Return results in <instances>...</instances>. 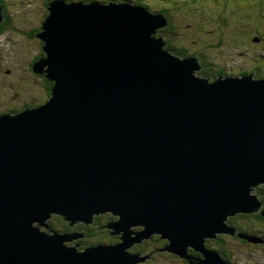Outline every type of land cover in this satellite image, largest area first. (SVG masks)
Here are the masks:
<instances>
[{
	"label": "water",
	"instance_id": "1",
	"mask_svg": "<svg viewBox=\"0 0 264 264\" xmlns=\"http://www.w3.org/2000/svg\"><path fill=\"white\" fill-rule=\"evenodd\" d=\"M46 9L33 70L53 83L51 96L0 117V264H136L153 252L127 249L152 234L168 241L156 251L226 264L206 238L234 236L230 216L264 218L253 195L264 185V77L197 75L199 59L166 52L155 34L166 19L142 7ZM3 12L0 2V23ZM105 212L119 218V244L80 251L67 243L82 234L49 224Z\"/></svg>",
	"mask_w": 264,
	"mask_h": 264
},
{
	"label": "rangeland",
	"instance_id": "2",
	"mask_svg": "<svg viewBox=\"0 0 264 264\" xmlns=\"http://www.w3.org/2000/svg\"><path fill=\"white\" fill-rule=\"evenodd\" d=\"M50 1L53 2V0H0L5 11V18L0 23V31L2 30L0 33L1 107L5 105L3 103L10 104L12 97L18 95L16 87L24 88L21 81L25 80L27 69L29 66L32 67L37 58L44 54L35 32L38 33L45 22L48 14L46 8ZM86 1L88 3L91 1L104 3L131 1L143 6L149 2V8H142L146 10L148 8L151 12H155V15L162 16L163 14L156 11L164 12L168 7L173 9L174 11H167L168 16H163L168 25L156 30L155 34L163 38L167 44L164 46V50L174 57L180 60L198 58L200 69L197 70V75L205 73L207 74L205 77L211 78L209 69H213L214 72L222 69L227 76L238 74V77H243L239 74L243 71L249 73L250 70H253L255 63L258 71H264L262 65L264 63V49H261L264 44L260 43L264 40V0H200L198 4L205 5L201 8L189 6V3H192L191 0H180L182 1L180 4L184 7L178 10H176L177 3H173L177 0ZM170 3L173 6H170ZM206 11L212 12L205 15ZM205 24L208 25L205 26ZM257 27L263 30L261 36L259 35L260 32L255 29ZM170 29H173L175 35L170 34ZM257 36L261 39L258 43L254 41ZM172 44L176 50L171 48ZM204 61L207 62L208 66ZM34 83L31 79L27 85L33 89ZM235 216H230L229 219ZM234 219L236 220L234 222L237 223L241 218L235 217ZM99 221H103V219H99ZM58 222L59 219L55 215L49 220L54 231L61 230V224ZM133 230L139 233L143 227L136 226L133 227ZM238 233L239 231L234 233V236L222 235L223 239L219 234L215 239L206 238V246L208 249L218 250L220 260L225 261L226 264H264V244L254 243L251 240L253 236L250 237L251 239L249 238L250 243H245L240 240L242 236L240 237ZM240 235L243 234L240 233ZM117 237L120 235L111 236L107 240L114 241ZM131 238L134 237L131 236ZM148 239L142 243H135L134 246L127 249L131 254H139L138 258L146 257L153 252L149 255V259L136 264H189L186 259L171 252L156 251L164 249L167 242L160 241V244L154 245L150 241L148 242ZM88 246V241H83V244L80 245L83 251L89 249ZM187 252L186 255L199 259V253L194 252L191 247ZM227 252L229 258L226 257Z\"/></svg>",
	"mask_w": 264,
	"mask_h": 264
},
{
	"label": "trees",
	"instance_id": "3",
	"mask_svg": "<svg viewBox=\"0 0 264 264\" xmlns=\"http://www.w3.org/2000/svg\"><path fill=\"white\" fill-rule=\"evenodd\" d=\"M166 10L167 11H174L170 7H168ZM8 21L11 22V20H9V19H8ZM259 28L260 27H257L255 29L260 32L259 35L261 36L263 34V30H261ZM1 32H2V30L0 31V33ZM160 34H162V31H160ZM170 34L175 35L174 32H173V29H170ZM241 42L243 43V40ZM260 43L261 44L262 43L264 44V40L262 42H260ZM220 46H222V45H220ZM171 48L174 49V50H176V48H175V46L173 44L171 45ZM261 49H264V46H262ZM183 51H186V50H183ZM43 57H44V54H42L41 56H39L37 58L36 62L39 61ZM204 62L206 64V66H208L207 62L206 61H204ZM209 72H210V75H212V77L211 78L206 77V78L210 79L211 81L214 80L215 78L219 77L220 76L219 73H222V74L225 73V71L222 70V69L221 70H218L217 72H214L213 69H211V70L209 69ZM246 74H248V72L243 71V73H240L239 76H246ZM200 75L201 76L204 75L203 77L207 76V74H205V73H201ZM236 75H238V74H236ZM261 75L262 74H259L257 77H260ZM33 78L36 79L38 77L35 75V76H33ZM52 86H53V83L50 82L49 80H42L41 81V84H40V87H39V88H41V92L39 93L38 91L37 92L34 91L35 94L33 96L34 97H39L42 100H46L48 98V96L51 95ZM24 99H27V101L30 100L29 97H25ZM24 99L21 100L20 102H11L10 104L5 105V107H9V110L12 113H14V112H16L18 110L17 107H18L19 103H26V101H24ZM0 109H1V106H0ZM3 111H4V108L2 106V112ZM255 193H256V195L259 196V198L261 199V201L264 202V186L257 187ZM235 217H240L241 218L240 221H238L237 223H235L234 222V221H236L234 219ZM235 217H231L229 220H227V222L231 226L237 227L239 233H242V234H245V235H248V236H250V235L251 236L252 235L255 236L257 234H263V236H264V219H263L262 215H260L259 213H257V214H240V215H237ZM99 219H103V221H99ZM113 220L114 219H113L112 215L106 214V215L97 217L96 221L92 225L85 226V225H82L81 224L79 227H77V230L83 231L85 233L86 238H88L89 240H96V239L98 240V239L103 238V237H105V236L108 235V227L107 226ZM220 237L223 239V236L222 235ZM160 238H161L160 235H152L148 239V241L153 242L154 245L160 244V241H162L164 243L167 242V244H168V241H166L164 239H160ZM240 240H242V239H240ZM243 240L246 243H250V242H247L245 239H243ZM226 257L229 258L228 253H227Z\"/></svg>",
	"mask_w": 264,
	"mask_h": 264
},
{
	"label": "flooded vegetation",
	"instance_id": "4",
	"mask_svg": "<svg viewBox=\"0 0 264 264\" xmlns=\"http://www.w3.org/2000/svg\"><path fill=\"white\" fill-rule=\"evenodd\" d=\"M255 72H258V70L257 71H255ZM32 71H31V75H32ZM37 76V75H36ZM37 77H40V76H37ZM43 80H45L44 78H43ZM33 81L36 83L37 82V80L35 79V78H33ZM26 93L28 94V96L27 97H29L30 98V100H25L24 99V101H26V103H19V105H18V110L19 109H21V108H23V109H26V108H33V107H36V106H39V105H41L42 104V102H44L45 100H42V99H40L39 97H34L33 95L35 94L34 93V91H33V89L30 87V89L29 90H27L26 91ZM22 99L20 98V97H18V95H15L14 97H12V101H14V102H20ZM7 108H9V107H4V110L5 109H7ZM17 110V111H18ZM2 111V110H1ZM16 111V112H17ZM149 242V241H148ZM147 243V242H146ZM150 243H152L153 244V242H151L150 241Z\"/></svg>",
	"mask_w": 264,
	"mask_h": 264
},
{
	"label": "bare ground",
	"instance_id": "5",
	"mask_svg": "<svg viewBox=\"0 0 264 264\" xmlns=\"http://www.w3.org/2000/svg\"><path fill=\"white\" fill-rule=\"evenodd\" d=\"M147 11H149V12L152 13V14H154V13L151 12L149 9H147ZM165 45H167V44H165ZM243 77H245V76H243ZM5 114H7V113H5V112H0V117H2V116L5 115ZM142 227H143V226H142ZM143 230H144V227H143ZM143 230H142V231H143ZM142 231H140V232H142ZM152 235H160V234H152ZM152 235H151V236H152ZM151 236H150V237H151ZM160 236H161V235H160ZM130 237H131V235H130ZM150 237H149V238H150ZM164 240H166V239H164ZM166 241H167V240H166ZM131 246H132V245H131ZM131 246H130V247H131ZM166 246H167V245H166ZM130 247H129V248H130Z\"/></svg>",
	"mask_w": 264,
	"mask_h": 264
},
{
	"label": "clouds",
	"instance_id": "6",
	"mask_svg": "<svg viewBox=\"0 0 264 264\" xmlns=\"http://www.w3.org/2000/svg\"><path fill=\"white\" fill-rule=\"evenodd\" d=\"M89 225H92V224H86V226H89ZM70 233V232H69ZM82 234V237L84 236V233H80ZM68 246H72V243H67Z\"/></svg>",
	"mask_w": 264,
	"mask_h": 264
}]
</instances>
